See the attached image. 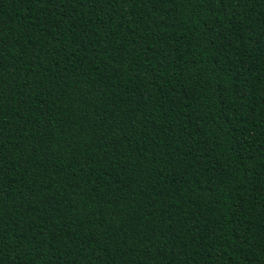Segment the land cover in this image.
Segmentation results:
<instances>
[{
  "label": "trees",
  "instance_id": "16d2710c",
  "mask_svg": "<svg viewBox=\"0 0 264 264\" xmlns=\"http://www.w3.org/2000/svg\"><path fill=\"white\" fill-rule=\"evenodd\" d=\"M0 264H264V0H0Z\"/></svg>",
  "mask_w": 264,
  "mask_h": 264
}]
</instances>
